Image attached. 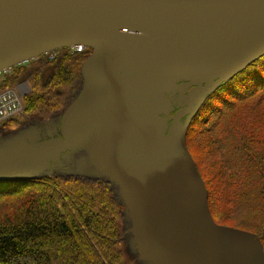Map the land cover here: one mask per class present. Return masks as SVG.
<instances>
[{
	"label": "water",
	"instance_id": "obj_1",
	"mask_svg": "<svg viewBox=\"0 0 264 264\" xmlns=\"http://www.w3.org/2000/svg\"><path fill=\"white\" fill-rule=\"evenodd\" d=\"M79 44L93 54L62 117L63 138L25 143L19 154L4 147L0 165L21 172L87 150L122 189L139 260L264 264L258 242L214 222L183 123L199 94L264 57V0H0V71ZM130 68L144 75L128 83ZM164 79L212 83L193 85L175 110Z\"/></svg>",
	"mask_w": 264,
	"mask_h": 264
},
{
	"label": "trees",
	"instance_id": "obj_2",
	"mask_svg": "<svg viewBox=\"0 0 264 264\" xmlns=\"http://www.w3.org/2000/svg\"><path fill=\"white\" fill-rule=\"evenodd\" d=\"M91 52L64 49L57 59L40 60L29 70L17 67L0 80V91L26 79L31 90L24 97L25 112L47 122L81 91L82 65ZM194 82L191 86L212 83ZM198 101L183 123L188 151L194 149L196 155H190L202 169L211 216L217 225L235 222L264 255V57L212 93L199 94ZM18 135L0 132L2 138ZM0 186L5 187L0 188V264L140 263L138 254L126 252L132 222L121 193L109 182L45 175Z\"/></svg>",
	"mask_w": 264,
	"mask_h": 264
},
{
	"label": "rangeland",
	"instance_id": "obj_3",
	"mask_svg": "<svg viewBox=\"0 0 264 264\" xmlns=\"http://www.w3.org/2000/svg\"><path fill=\"white\" fill-rule=\"evenodd\" d=\"M85 51L86 50H84L83 52ZM92 54H93V51L90 53V56L85 60L84 64L87 63L86 61L90 59ZM51 55L53 54H50L48 56L43 55L36 60L33 59L26 63L18 64L16 66H12L3 71H0V80H3L4 77L6 76H10L12 72L15 70V68L17 67L26 66L29 70L31 68V65L37 63L40 60H43V59L50 60ZM58 57H59V52L55 54V59H57ZM84 64L82 66H84ZM93 69L89 70L90 73H88L87 75H91L93 73L91 72ZM104 71H105V68H103L101 73H103ZM134 73L144 75V72L138 71V68H130L127 70L125 74V77L127 78L126 81L128 83H134L133 82ZM21 81L23 82L19 84L20 85L19 87L20 88L25 87V90L23 91L25 92V96H26L28 93H30V90H31L30 83L26 79H22ZM192 83L194 84L195 82H185V81L178 80V79H164V85H163L164 94L166 95L167 99L170 101L171 107L173 106L175 108L176 104L180 106L186 104L187 93H188V90L192 87L191 86ZM84 84H85V78H84L82 89L79 92V94L75 96L68 105H66L62 110L58 112V116L56 118L51 117L49 121L47 120V122H41V120L36 119V117L30 116L29 114L25 112V107H24V111L21 115L5 122L2 126H0V132L1 131H4L5 133L15 132V134H19L18 137L16 138L0 137V149L4 147L13 148L14 151L18 152L19 154L21 153V151H23L26 144H27L26 147L37 148L41 146L38 144H42L44 142L53 140L54 138H63V135L60 132L62 117L64 116L65 111L70 107V105L79 97V95L81 94L83 90ZM15 87H17V85H15L14 88ZM174 112L175 111L173 110L171 114H173ZM185 145H186L187 151L188 150L190 151V148H188L186 135H185ZM191 152L193 156L196 155L194 152V149L193 151L191 150ZM59 160L60 162H52V163L45 162L38 166L27 168L21 172H15V170L9 165H6V166L0 165V181H7V180L10 181V180L23 179V178H33V177L37 178V177H41L45 175L46 176L74 175V176H79L82 178L86 177V178L104 180L105 182H109L112 188L114 187L116 190H119V192L121 193L122 189L119 186V184H117L116 182H112L111 178H109L108 176H105L100 171L101 169L93 164L87 150L81 149L75 152L68 151L65 154H62ZM198 169L199 171H202L200 167ZM0 188H5V187L0 186ZM219 224L220 225L218 226L225 227V228H231V229L243 232L245 234V237L248 243L250 245H253L255 240L252 238V236L248 234L247 236L246 232H244L243 230H240L241 228H238L235 222L227 220L225 222H220ZM130 229L133 230V224L131 225ZM130 234L134 236L133 235L134 233H132V231L130 232ZM125 249H126L127 254L129 253V254L137 255L138 243H137V239L135 238V236L130 240L129 244L125 247ZM139 261L140 263L138 262V264H156L155 262L150 261V260L142 259ZM259 264H262V263H259Z\"/></svg>",
	"mask_w": 264,
	"mask_h": 264
},
{
	"label": "built area",
	"instance_id": "obj_4",
	"mask_svg": "<svg viewBox=\"0 0 264 264\" xmlns=\"http://www.w3.org/2000/svg\"><path fill=\"white\" fill-rule=\"evenodd\" d=\"M85 50L83 45L71 47L72 53H81ZM50 56L51 60L55 59V52ZM49 53L46 55H50ZM49 58V59H50ZM19 90L22 89L19 87ZM24 105L18 90L8 89L0 92V125L4 122L15 118L23 113Z\"/></svg>",
	"mask_w": 264,
	"mask_h": 264
},
{
	"label": "flooded vegetation",
	"instance_id": "obj_5",
	"mask_svg": "<svg viewBox=\"0 0 264 264\" xmlns=\"http://www.w3.org/2000/svg\"><path fill=\"white\" fill-rule=\"evenodd\" d=\"M193 87V86H192Z\"/></svg>",
	"mask_w": 264,
	"mask_h": 264
}]
</instances>
